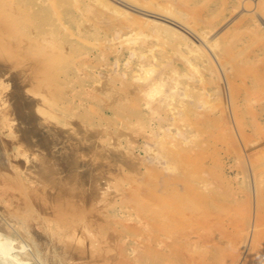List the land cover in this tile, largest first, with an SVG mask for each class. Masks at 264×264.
<instances>
[{"label": "rangeland", "instance_id": "1", "mask_svg": "<svg viewBox=\"0 0 264 264\" xmlns=\"http://www.w3.org/2000/svg\"><path fill=\"white\" fill-rule=\"evenodd\" d=\"M0 232L12 264H264V0H0Z\"/></svg>", "mask_w": 264, "mask_h": 264}, {"label": "bare ground", "instance_id": "2", "mask_svg": "<svg viewBox=\"0 0 264 264\" xmlns=\"http://www.w3.org/2000/svg\"><path fill=\"white\" fill-rule=\"evenodd\" d=\"M165 19L168 21L169 19H170V17H168V16H166L165 17ZM175 20V19H174ZM178 20V19H177ZM170 22V21H169ZM177 22V21H176ZM31 131V130H30ZM32 132V131H31ZM29 132L27 131V134H28ZM26 134V135H27ZM169 150V149H168ZM168 153V155H170V159L171 160H169V165H170V167H173V168H175V169H178V168H180V167H182L183 168V161H180L181 159H178V158H176L175 157V155H174V153L175 152H171V150L169 151V152H167ZM168 155H167V157H168ZM43 162V161H42ZM41 162V163H42ZM186 165H187V163H186ZM186 170V169H185ZM74 171V170H73ZM182 171H183V169H182ZM191 171V170H190ZM71 172V171H70ZM75 172V171H74ZM192 173V172H191ZM84 174V173H83ZM175 174H177V173H175ZM188 175V174H187ZM192 175H193V173H192ZM192 175H190L191 177H192ZM194 175H196V174H194ZM77 176V175H76ZM195 177V176H194ZM76 178V177H75ZM193 178V177H192ZM199 179V178H198ZM154 180V179H153ZM156 180V179H155ZM154 180V181H155ZM186 180V179H185ZM191 180V179H190ZM204 180V179H203ZM203 180H200V181H203ZM157 181H158V178H157ZM195 181V180H194ZM197 181V180H196ZM77 182V181H76ZM152 182V181H151ZM203 182H205V181H203ZM193 183V182H192ZM156 183L154 182V186H156L155 185ZM162 184V183H161ZM158 185H160V183H158ZM188 186V185H187ZM192 186H193V184H192ZM158 187V186H157ZM154 188V187H153ZM156 188V187H155ZM171 188H173V187H171ZM157 189V188H156ZM165 189V188H164ZM169 190V189H168ZM149 191V190H148ZM154 192H155V189H154ZM168 192V191H167ZM151 193V192H150ZM170 193V192H169ZM165 194V193H164ZM181 194V193H180ZM186 194V193H185ZM150 195V194H149ZM161 195V194H160ZM172 195H174V194H171V196ZM175 195H177V193L175 194ZM145 196V195H144ZM162 197H163V195H161ZM190 196V195H189ZM183 197V196H182ZM187 197V196H186ZM146 198V197H145ZM165 200V202H166V204H168L169 202H171V201H168L165 197H163ZM184 198V197H183ZM143 199V198H142ZM151 199V198H150ZM158 199H159V201H160V199H162V198H159L158 197ZM185 199V198H184ZM148 200V199H147ZM175 201L173 202V203H171V204H173V205H175V212L177 213V212H179L180 213V211H182V209L184 208V205L183 204H185V202H183L184 200H182V198L181 197H178V195L176 196V198L174 199ZM148 201H150V200H148ZM156 201V200H155ZM141 202H143V201H141ZM158 202V201H157ZM150 203V202H149ZM145 204H147V202L145 203ZM154 204V202L151 204V205H153ZM165 204V205H166ZM148 205V204H147ZM144 207H143V210H145V209H147L146 208V206L145 205H143ZM156 206V205H155ZM154 206V207H155ZM163 206V205H162ZM169 206H171V205H169ZM150 206L148 205V208H149ZM157 207V209L158 210H160V209H162V207H159V206H156ZM171 207H173L174 208V206H171ZM187 207V206H186ZM170 208V207H169ZM142 209V208H141ZM150 209V208H149ZM168 210V209H167ZM169 210H171V209H169ZM138 211V210H137ZM150 211V210H149ZM156 212H159V211H156ZM156 212H155V214H156ZM169 212V211H168ZM140 213V212H139ZM146 213V212H145ZM149 213V212H148ZM150 213H152V212H150ZM163 213V212H162ZM158 214L159 213H157V217H158ZM138 215V214H137ZM144 216V215H143ZM146 216V215H145ZM156 216V215H155ZM163 216V215H162ZM168 216V215H167ZM172 216V215H171ZM153 218V217H152ZM166 218V217H165ZM147 219V218H146ZM155 219V218H154ZM153 219V220H154ZM157 219V218H156ZM155 219V220H156ZM159 219V218H158ZM157 221V220H156ZM160 221H161V219H160ZM162 222H163V224H164V221H163V219H162ZM160 223V222H159ZM158 223V224H159ZM157 224V225H158ZM161 224V223H160ZM159 224V225H160ZM162 224V225H163ZM171 224V223H170ZM178 225V224H177ZM167 226V225H166ZM170 226V225H169ZM46 227V226H45ZM164 227H165V225H164ZM155 228H156V226H155ZM160 228V227H159ZM166 228H168V227H166ZM170 228V227H169ZM182 228V227H181ZM178 229V228H177ZM170 230V229H169ZM163 231V230H162ZM168 231V230H167ZM171 231V230H170ZM164 232H166V231H164ZM169 232V231H168ZM167 232V233H168ZM179 232V231H178ZM174 232H173V230H172V234H173ZM166 234V233H165ZM10 235V234H9ZM168 235V234H167ZM175 235V234H174ZM179 235V234H178ZM173 236V235H172ZM167 237H170V236H167ZM169 244V243H168ZM171 244V243H170ZM12 249H13V247H12V244H11V239H10V237L8 236V233H5V234H3V233H1L0 232V264H12V261H13V257L14 256H16L15 254H13L12 255ZM16 249V248H15ZM17 250V249H16ZM17 259V258H16ZM17 263H22V261H17ZM28 264V263H27Z\"/></svg>", "mask_w": 264, "mask_h": 264}]
</instances>
